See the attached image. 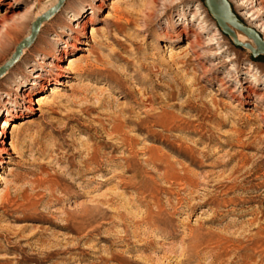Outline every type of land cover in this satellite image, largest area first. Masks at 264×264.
<instances>
[{
    "label": "rangeland",
    "instance_id": "374dc122",
    "mask_svg": "<svg viewBox=\"0 0 264 264\" xmlns=\"http://www.w3.org/2000/svg\"><path fill=\"white\" fill-rule=\"evenodd\" d=\"M1 1L0 16L10 9V22L0 21V67L58 0ZM242 1L225 0L226 9L248 26L239 13L264 10V0L240 10ZM99 3L65 0L26 46L27 60L21 54L0 77L1 109L22 103L16 79L28 83L41 67L47 78L43 92L31 90L43 101L23 110L26 118L14 119L5 139L13 147L0 167V264H264V53L237 45L205 0ZM73 8L92 20L86 34L76 29L81 48L67 47L66 58L57 50L70 40ZM189 20V36L178 37L176 29ZM21 23L16 34L6 31ZM61 23L63 28L45 32ZM215 32L223 55L213 54L216 44L196 45L195 52L186 48L187 41ZM56 47V56H64L61 64L71 61L78 68L64 73L61 85L53 81L60 69L48 72ZM233 54L238 61H226ZM232 63L252 64L261 78L250 101L235 95L238 80L250 78L249 72L243 69L235 81ZM48 86L57 88L50 92ZM162 114L175 128L154 129L172 135L173 144L156 140L138 122ZM118 117L132 119L123 128L132 147L104 130L111 131ZM183 144L208 156L194 164ZM94 147L105 153L102 169L93 164L92 173L76 179ZM149 148L169 157L181 173L187 169L196 183L159 180L161 171L146 162ZM134 152L138 168L128 167Z\"/></svg>",
    "mask_w": 264,
    "mask_h": 264
},
{
    "label": "bare ground",
    "instance_id": "6f19581e",
    "mask_svg": "<svg viewBox=\"0 0 264 264\" xmlns=\"http://www.w3.org/2000/svg\"><path fill=\"white\" fill-rule=\"evenodd\" d=\"M99 1H100V3L97 5V7L102 8V6H103L102 4H103L104 0H99ZM216 1H217V4L219 5L220 8H226L227 4L225 3V0H216ZM262 1L263 0H246V1L239 2L238 7L240 8V10L242 8H247L248 5H246V3H248L249 5H252L251 8H253L255 6H259L262 3ZM1 3H3V1L0 0V4ZM9 11H10V9L6 10V12L2 16H0V21H3L5 24L8 21L10 22V17L7 15V12H9ZM71 12L72 13L69 14V18L71 20L75 21L76 24L71 23L69 26V30L71 31L68 33V35L70 36V40L66 39L67 41L66 40L64 41V42H66V44L64 46H61L59 49L57 47L53 48L54 49V52H53L54 53V55H53L54 60H52V61H50V63H48V65L51 67V70L48 72L51 73L53 70L56 71L53 68H59L60 69V70H58V71H60V73H58V75L53 79V81H55L56 84H59V85H61L62 83L65 84V81L63 79L65 77L64 73H66V76H69V72L74 73L75 71H77L78 68H77V64L75 65V63L71 62V61L69 63H66V64H61L60 62H62L64 60L63 59L64 56H60V57L56 56L55 51L58 49L57 50L58 52H63V54L66 55V58H68L67 54H68L69 50L67 49V47L71 46L72 50L81 48V46L78 45V43L81 42V40H80L79 34H77L78 32L76 31V29H78L80 31L83 30V32L86 34L87 33V25L86 24L88 21L92 20L91 17H88L87 15L85 16V13L82 11L75 12V9L73 8L71 10ZM89 13L91 14V13H93V11H90ZM263 13H264V10L262 7V8H259V10L257 12H254V13L252 12L251 14H247V12L241 11L239 13V15L242 17L243 20L246 21V24L248 26L251 25L252 28H254L259 33H262L264 35V19L262 18ZM110 14L111 13L107 14L106 16L108 17V16H110ZM203 15H205V14H203ZM196 16H197V14H196ZM192 24L193 23L191 20L185 21L184 27H181L180 29H176V31H175L176 35L178 37L180 35H183V34H185V36H189V32L191 30ZM23 25H24V23H21L19 25H15V24H12L11 26L8 25V28L6 29V31L10 34L11 33L16 34L17 31L22 29ZM62 26H63L62 23L60 25L55 24L54 26L48 27L45 30V32L48 34L49 31L54 30L55 27L56 28H63ZM208 26H209V24L205 21L204 23H202L201 29L203 31H205L206 30L205 27H208ZM228 27L233 32L232 38L233 37L237 38L242 43V46L246 49L247 52L259 50L257 43L251 37H249L244 31L232 26L231 24H228ZM62 31L63 30H61V32ZM74 32L76 33L75 35L73 34ZM88 33L91 34L92 31H90ZM164 34L167 35V31ZM221 38L222 37H221L220 33H216V32L211 37H208L206 39H203V38L197 36L194 41H192V42L187 41L186 48H189V49H191V51L195 52L196 45L198 47H201V46H210V45L216 44L218 46V48L213 52V54L223 55L225 51L222 47V42L220 40ZM44 39L48 40V37L45 36ZM48 45H49V43H48ZM25 54H26L25 60H27V48L26 47L23 48V50H22V55H25ZM43 54L47 55V52L44 51ZM200 56H201L200 53L196 52V57H194V59H199ZM43 59H45V57ZM238 59H239V56L236 54L235 55L233 54V55H230L226 59V61L235 62V61H238ZM253 67L254 66L252 64H249L246 66H241V67L237 63H232L230 65V70L232 73H229V74H232V76L235 77V81H237V79L240 76L239 74L243 71V69H246L249 72L248 74H249L250 78L246 79L245 81L238 80L239 82L237 84L239 85V87H236V88H237V90L239 89V93L235 94V95L240 96V98H244V99L246 98V100H248V98H252V97L257 96V94H258L257 85L259 86V84L261 83V78L256 73H252ZM43 71H44V74H43ZM45 72H46V70L43 69V67L39 68L38 71H35L33 73L34 79L31 78V80L28 83L24 80V78L16 79L15 80V82H16V84H15L16 88L15 89L19 92L18 94L22 98L21 99L22 103L21 104L19 103V105L16 103H11L10 104L11 107L3 106L4 107L3 109L0 108V167H2V168H4L3 164L7 163L9 160V159L6 160L5 158H8V157H3V154L4 153L10 154L12 147H13L12 145H11L12 147L6 146L8 143L5 140L7 133L9 132V127L11 128L12 127L11 124L13 125L12 122H15L14 119H16L18 117H24L27 115V113H23V110H25V109H29V111L35 110L36 107L32 104L33 102L39 103V102L43 101V99L45 98V97H41V98L36 99L34 96H31V90H34V92H38V91L43 92L42 91L43 90V82H44V79H47ZM227 76H229V75H227ZM48 79H49V77H48ZM232 80H233V78H232ZM29 83H30V86L27 89V85ZM25 86H26V88H24ZM50 86H52V85L50 84ZM50 86H48V88H47L50 90V92H54L55 89L57 88V86H55V87L53 86V87L49 88ZM34 87H35V89H34ZM245 91L248 92V95H246V96H245ZM41 94H43V93H40V95ZM248 101H250V100H248ZM215 105H216V102H215ZM129 112L131 113V110ZM165 117L166 116L163 114L160 115L159 117L155 116V115H148L147 117L139 119V121L138 120L137 121L139 123L145 125L147 128L148 134H150V136H152L156 140H160L163 142L169 141L170 143L173 144V140L171 139L172 135L166 136L163 134V132H159L156 129H154L155 126L161 127L163 129V131H165V130L170 131V130L175 128V126L173 124H171L170 122H168L167 119H165ZM24 118H26V117H24ZM116 120H118L119 122H116ZM129 121H132V119L124 118V119L120 120L118 117L113 121V126H112L111 131L110 130L108 131L107 129H105V126H104V130L106 131V133L108 134L109 137H111V135L114 133L119 134L118 136L121 135L119 137L121 139V142L123 144L129 145L130 147H132L133 143L131 142V140L128 137H126L125 135H123L124 123L129 122ZM177 128L180 130H184L186 127L185 126L184 127L177 126ZM201 139L199 140L200 144L203 143V141ZM179 145H180V143H179ZM183 146L191 155V162L194 164H197L200 161L199 159L201 156H203V157L208 156V152L198 151L197 149H194L187 144L186 145L183 144ZM179 147H181V146H179ZM184 148H181V149L185 150ZM149 151H151V153H150V156L148 157V159H146V162L147 163H153L161 171V172H158V174H157V177L159 180H162V181L163 180L164 181H178L179 183L185 182V183H188L190 185H194L196 183L195 182L196 178H194L193 175L190 174V172L187 169H184L182 167L183 173H181V170H179V169H177V167H175L174 162L171 161L169 159V157L165 156L164 154L156 153L152 148H149ZM136 155H137V152H134V155H132V157H131L132 160L129 159V161H128L129 162L128 167H130V168H133V167L136 168L137 167L138 168L139 159L136 157ZM102 156H105V153L100 152L97 148L94 147V148L88 149L87 156L83 160V165L78 167L76 170L75 174L77 175V177H75V178L76 179H82L85 176V174L92 173L93 168H94L93 164H96L95 165L96 168L98 167V168L102 169V165H103V163H105L103 160L100 159V157H102ZM120 179L124 181L125 176H120ZM130 179H132V178H130ZM0 181H1V179H0ZM86 208L88 210V207H86ZM89 210H90V208H89ZM87 216H89V214ZM148 224H150V223H148ZM68 225H69V227H71L70 224H68Z\"/></svg>",
    "mask_w": 264,
    "mask_h": 264
},
{
    "label": "water",
    "instance_id": "95a60500",
    "mask_svg": "<svg viewBox=\"0 0 264 264\" xmlns=\"http://www.w3.org/2000/svg\"><path fill=\"white\" fill-rule=\"evenodd\" d=\"M65 0H58V2L39 16L36 21L32 24V32L31 35L25 38L16 48V52L11 56V58L0 67V77L5 74V72L11 68L20 58L22 54V50L24 47L29 46L36 38V35L42 26L45 20L50 19L55 13H57L62 5L64 4ZM205 5L208 8L211 16L215 19L224 32L230 36H233V32L228 27V24L244 31L249 37H251L258 45L259 50L253 51L254 55L259 53H264V39L262 38L261 34L255 30L254 28L246 26L241 20H239L236 16H234L229 10L226 8H220L217 4L216 0H205ZM234 41L237 45H242V43L235 37Z\"/></svg>",
    "mask_w": 264,
    "mask_h": 264
}]
</instances>
